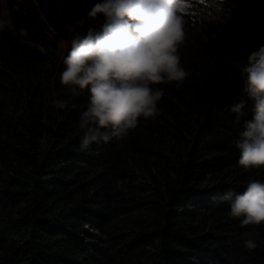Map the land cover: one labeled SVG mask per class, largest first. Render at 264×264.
Here are the masks:
<instances>
[{
    "label": "trees",
    "instance_id": "16d2710c",
    "mask_svg": "<svg viewBox=\"0 0 264 264\" xmlns=\"http://www.w3.org/2000/svg\"><path fill=\"white\" fill-rule=\"evenodd\" d=\"M97 2L5 0L16 30L0 34V264H264V225H242L223 199L264 182V168L243 169L236 148L254 106L239 69L260 48L250 40L264 36V0H204L184 19L190 75L156 85L162 114L82 149L89 95L60 74L73 29L102 25L87 16ZM243 47L232 68L227 58ZM241 101L237 121L230 109ZM248 239L259 246L246 249Z\"/></svg>",
    "mask_w": 264,
    "mask_h": 264
},
{
    "label": "clouds",
    "instance_id": "9594fccd",
    "mask_svg": "<svg viewBox=\"0 0 264 264\" xmlns=\"http://www.w3.org/2000/svg\"><path fill=\"white\" fill-rule=\"evenodd\" d=\"M204 0H100L88 11L89 19L102 16L99 30L89 28L86 34H71L70 50L63 59L62 85L76 96L85 90L89 98L79 117L82 130L80 146L87 149L96 142L124 140L138 126L140 118L155 119L164 90L156 87L175 83L180 86L190 75L182 63L180 48L184 45L185 17L196 15ZM84 21L78 20L77 27ZM15 31L11 12L0 11V34ZM26 37L28 30L19 29ZM232 67L239 62L227 58ZM246 76L243 91L254 102L252 119L245 120L236 148L238 164L245 170L264 168V46L252 52L247 66L239 69ZM56 109L67 102L54 100ZM243 101L231 107L242 115ZM229 214L242 225H264V182L251 180L241 193L228 191ZM264 244V241L260 242ZM255 250L259 245L248 239L243 245Z\"/></svg>",
    "mask_w": 264,
    "mask_h": 264
},
{
    "label": "rangeland",
    "instance_id": "374dc122",
    "mask_svg": "<svg viewBox=\"0 0 264 264\" xmlns=\"http://www.w3.org/2000/svg\"><path fill=\"white\" fill-rule=\"evenodd\" d=\"M195 9H196V7H195ZM5 10H7V6H6V3H5V0H0V11H5ZM189 15H190V12H189V14H188V16L187 17H185L186 19H187V22H189L190 20H189ZM99 20V23L100 24H103V22H104V19H103V17L101 16V18L100 19H98ZM259 29H257V31H258ZM262 31H259L256 35H255V37H253V39L252 40H250V42H251V44L253 45V46H257V47H261V46H263L262 44H264V36H262ZM245 40V39H244ZM65 41H68V39L67 40H65ZM240 41H242V40H240ZM245 41H247V40H245ZM65 42H64V46L62 47V48H65ZM244 49H246L245 47H243V48H241V54H240V58L238 59V62H240L241 60H242V58H243V56H242V51L244 50ZM253 49V48H252ZM255 49H253V51H254ZM248 49H246L245 50V52H243V55L244 56H246V55H248ZM232 68H236V67H232ZM88 234H95V235H97L96 237L97 238H99V239H101V240H105V238H103V236L102 235H100L96 230H91L90 228H86V227H84L83 228ZM96 244H97V240H95L94 241Z\"/></svg>",
    "mask_w": 264,
    "mask_h": 264
},
{
    "label": "bare ground",
    "instance_id": "6f19581e",
    "mask_svg": "<svg viewBox=\"0 0 264 264\" xmlns=\"http://www.w3.org/2000/svg\"><path fill=\"white\" fill-rule=\"evenodd\" d=\"M214 10V9H213ZM202 14V13H201ZM200 19V18H199ZM203 23V22H202ZM200 25V24H199ZM262 34V33H261Z\"/></svg>",
    "mask_w": 264,
    "mask_h": 264
}]
</instances>
